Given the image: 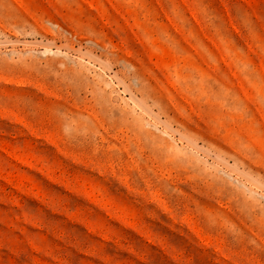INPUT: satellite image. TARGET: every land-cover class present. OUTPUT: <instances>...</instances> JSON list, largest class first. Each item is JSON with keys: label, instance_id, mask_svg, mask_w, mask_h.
I'll return each instance as SVG.
<instances>
[{"label": "rangeland", "instance_id": "1", "mask_svg": "<svg viewBox=\"0 0 264 264\" xmlns=\"http://www.w3.org/2000/svg\"><path fill=\"white\" fill-rule=\"evenodd\" d=\"M0 264H264V0H0Z\"/></svg>", "mask_w": 264, "mask_h": 264}]
</instances>
